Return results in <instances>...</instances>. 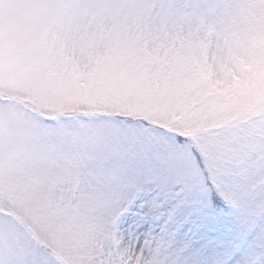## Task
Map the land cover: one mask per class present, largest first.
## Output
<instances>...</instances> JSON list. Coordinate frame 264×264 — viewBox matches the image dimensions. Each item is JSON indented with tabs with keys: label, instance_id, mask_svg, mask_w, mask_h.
Instances as JSON below:
<instances>
[{
	"label": "snow or ice",
	"instance_id": "6c2138e0",
	"mask_svg": "<svg viewBox=\"0 0 264 264\" xmlns=\"http://www.w3.org/2000/svg\"><path fill=\"white\" fill-rule=\"evenodd\" d=\"M261 36L264 0H0V264H264Z\"/></svg>",
	"mask_w": 264,
	"mask_h": 264
},
{
	"label": "rangeland",
	"instance_id": "374dc122",
	"mask_svg": "<svg viewBox=\"0 0 264 264\" xmlns=\"http://www.w3.org/2000/svg\"><path fill=\"white\" fill-rule=\"evenodd\" d=\"M15 15V14H13ZM258 46H264V36H261L257 40ZM249 84L253 88H264V60H261L257 64L256 70L250 75ZM204 215H207L205 213ZM201 217H194L192 223H190L187 228L184 229L182 233L179 234V240H190L194 246H199L205 241V235L201 230ZM231 223V222H230ZM227 229L220 234V237H213L216 241L217 247L222 246L227 240Z\"/></svg>",
	"mask_w": 264,
	"mask_h": 264
}]
</instances>
